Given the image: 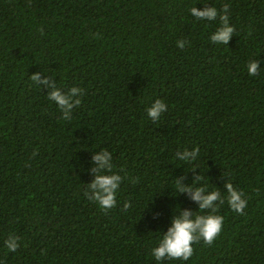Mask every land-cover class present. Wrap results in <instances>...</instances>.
<instances>
[{"label":"trees","instance_id":"trees-1","mask_svg":"<svg viewBox=\"0 0 264 264\" xmlns=\"http://www.w3.org/2000/svg\"><path fill=\"white\" fill-rule=\"evenodd\" d=\"M224 5L227 45L211 41L219 16L190 11ZM37 74L84 90L71 120ZM157 99L168 110L153 122ZM197 146L194 162L177 158ZM104 149L127 176L107 214L84 196ZM199 174L193 187L225 197L223 231L162 264H264V0H0V264H161L151 253L173 216L199 211L176 179ZM229 181L244 215L227 203Z\"/></svg>","mask_w":264,"mask_h":264},{"label":"clouds","instance_id":"clouds-1","mask_svg":"<svg viewBox=\"0 0 264 264\" xmlns=\"http://www.w3.org/2000/svg\"><path fill=\"white\" fill-rule=\"evenodd\" d=\"M229 5H224L221 11L216 7H205L204 10H198L196 7L191 8V14L197 20L215 21L219 16L221 26L211 36V41L214 43H222L227 45L232 35L235 33V27L229 24ZM43 34V29H41ZM187 41L180 40L177 42V47L183 49ZM248 72L252 76H256L261 72L259 64L256 61H250L248 64ZM31 80L37 84L47 85L50 89L48 99L55 102L63 113L64 120H71L72 110L81 104L80 99H73L78 94L84 95L82 88L73 86L69 92L62 93L61 88L55 83H50L48 79L41 80L40 75H34ZM168 110V106L163 101L157 99L151 107L147 109L148 116L151 120L159 121L161 114ZM100 154L93 157L96 167L91 171L95 174V180L87 185V191L84 196L91 202L98 204V206L107 214L110 209L117 206L118 190L127 176H121L113 171V157L112 154L104 149L99 151ZM200 153V148L197 146L194 150L177 153V158L186 162H194ZM37 153H33L35 157ZM120 171H124L120 169ZM194 172V171H193ZM186 176H181L176 179L179 193H189L192 200L199 204V211L196 213L190 211H181L178 215L172 218V226L168 229L166 234H162V238L158 242V246L152 249V256L157 262L165 260H180L188 261L195 252L194 244L199 245L201 241L205 246H212L216 239L223 231L224 217L216 214L219 206L225 203V197L221 191H208L205 186H196L204 182V177L199 175L194 176L193 183L186 185L184 181ZM226 189V200L232 211L239 215H244V210L247 207L248 201L245 198V193L234 187L232 182L224 185ZM131 207L130 202L125 203L124 211ZM209 212V214L201 215L200 212ZM19 237L14 234L10 235L5 241V245L11 252H16L19 245Z\"/></svg>","mask_w":264,"mask_h":264}]
</instances>
